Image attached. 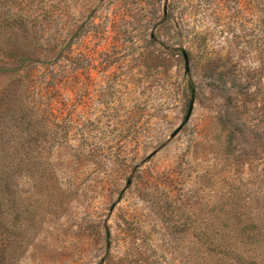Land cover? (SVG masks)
Returning <instances> with one entry per match:
<instances>
[{"label": "rangeland", "instance_id": "obj_1", "mask_svg": "<svg viewBox=\"0 0 264 264\" xmlns=\"http://www.w3.org/2000/svg\"><path fill=\"white\" fill-rule=\"evenodd\" d=\"M11 199L0 264H264V0H0Z\"/></svg>", "mask_w": 264, "mask_h": 264}, {"label": "trees", "instance_id": "obj_2", "mask_svg": "<svg viewBox=\"0 0 264 264\" xmlns=\"http://www.w3.org/2000/svg\"><path fill=\"white\" fill-rule=\"evenodd\" d=\"M19 50H10L6 53V57L11 60L10 64H13L15 68L12 71H20L27 60H30L28 56L22 54ZM8 73L11 69L7 70ZM13 199L9 200L8 207H6V203L4 204L0 202V256H5L4 252H6L5 247H9L10 244L20 239L23 235V231L21 230V226L19 225L18 215L19 213L15 209V206L12 205ZM10 203V204H9ZM11 205V207H10ZM12 214V217L10 216ZM11 222H15V225L12 226ZM10 243V244H9ZM6 259V258H5ZM4 263V262H2Z\"/></svg>", "mask_w": 264, "mask_h": 264}, {"label": "water", "instance_id": "obj_3", "mask_svg": "<svg viewBox=\"0 0 264 264\" xmlns=\"http://www.w3.org/2000/svg\"><path fill=\"white\" fill-rule=\"evenodd\" d=\"M164 13L166 14L167 12H166V7H165V9H164ZM181 54H182V56H183V58H184V61H185V71H186V74H188L189 72H190V64H189V56H188V54H187V52L184 50V49H181ZM191 105H190V107H189V110H188V112H187V114H186V117H185V119H184V121L182 122V124H180L179 126H178V128L171 134V136H170V139H174L175 137H177L178 135H179V133L183 130V128L185 127V125L189 122V120H190V118H191V116H192V112H193V110H194V97H193V99L191 100V103H190ZM131 183H132V181L131 180H129L128 181V183H127V186H126V188L128 187V186H130L131 185Z\"/></svg>", "mask_w": 264, "mask_h": 264}]
</instances>
